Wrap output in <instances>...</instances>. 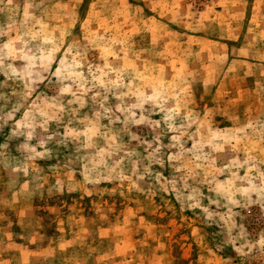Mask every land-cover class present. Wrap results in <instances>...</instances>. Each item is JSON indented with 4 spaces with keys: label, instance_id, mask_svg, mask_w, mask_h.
Segmentation results:
<instances>
[{
    "label": "rangeland",
    "instance_id": "1",
    "mask_svg": "<svg viewBox=\"0 0 264 264\" xmlns=\"http://www.w3.org/2000/svg\"><path fill=\"white\" fill-rule=\"evenodd\" d=\"M0 264H264V0H0Z\"/></svg>",
    "mask_w": 264,
    "mask_h": 264
}]
</instances>
